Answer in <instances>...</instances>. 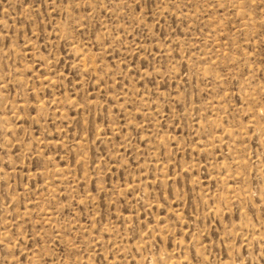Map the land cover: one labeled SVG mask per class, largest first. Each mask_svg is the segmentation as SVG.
<instances>
[{"label": "rangeland", "instance_id": "1", "mask_svg": "<svg viewBox=\"0 0 264 264\" xmlns=\"http://www.w3.org/2000/svg\"><path fill=\"white\" fill-rule=\"evenodd\" d=\"M0 264H264V0H0Z\"/></svg>", "mask_w": 264, "mask_h": 264}]
</instances>
